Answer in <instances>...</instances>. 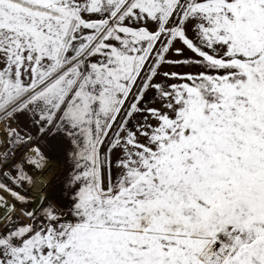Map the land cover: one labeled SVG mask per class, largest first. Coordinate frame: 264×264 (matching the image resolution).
Masks as SVG:
<instances>
[{"label":"snow or ice","instance_id":"snow-or-ice-1","mask_svg":"<svg viewBox=\"0 0 264 264\" xmlns=\"http://www.w3.org/2000/svg\"><path fill=\"white\" fill-rule=\"evenodd\" d=\"M0 264H264V0H0Z\"/></svg>","mask_w":264,"mask_h":264}]
</instances>
